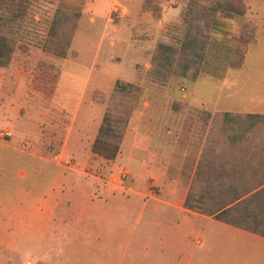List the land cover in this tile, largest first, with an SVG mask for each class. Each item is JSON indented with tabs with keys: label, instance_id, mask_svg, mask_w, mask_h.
<instances>
[{
	"label": "rangeland",
	"instance_id": "1",
	"mask_svg": "<svg viewBox=\"0 0 264 264\" xmlns=\"http://www.w3.org/2000/svg\"><path fill=\"white\" fill-rule=\"evenodd\" d=\"M18 1L26 2L27 17L10 63L15 67L0 70V76L3 72L5 80L23 77L29 88L24 96L34 103L27 101L24 107L32 116L19 121L23 131L14 114L4 113L6 105L0 104V264H127L122 234H108L105 219L101 232L97 228L96 179L122 190H113L115 194L127 195L131 191L123 187L129 181L145 189L143 183L153 172L159 173L161 164H136L137 152L134 163L124 167L92 164L97 155L103 157L92 150V143L104 116L112 112L121 118L118 124L124 134L118 155L121 148L129 150L142 116L144 125H154L156 115L178 114L174 123L179 131L171 135L190 141V146L185 168L179 164L173 171L181 178L179 188L186 187L194 173L192 184L215 123L206 113H264V0ZM59 11L79 14L65 55L45 48L49 35L55 32L58 37L53 24ZM213 19L217 22L212 28ZM196 20V26L210 35L197 79L154 76L152 59L158 45L179 46L189 23ZM66 31L61 36L70 34ZM115 79L137 88L128 96L116 95ZM5 88L8 95L17 89L9 84ZM44 112L50 119L43 117ZM7 124L13 128L12 139ZM69 129L85 134L83 162L90 164L75 162L80 157L77 151L59 156L57 149ZM24 131L31 136H23ZM223 145L217 150H229ZM194 155L195 163L199 156L197 164Z\"/></svg>",
	"mask_w": 264,
	"mask_h": 264
},
{
	"label": "crops",
	"instance_id": "2",
	"mask_svg": "<svg viewBox=\"0 0 264 264\" xmlns=\"http://www.w3.org/2000/svg\"><path fill=\"white\" fill-rule=\"evenodd\" d=\"M14 67L15 65L12 63L5 69L0 67V70L3 72L14 71ZM3 72L0 76V82L4 84L0 85V104L6 105L4 113L12 112L14 114L19 129L22 126L19 125V121H24V119H29L32 116V112H29L28 109L24 112V107L28 104L27 101H30L26 99L24 94L28 93L29 88L23 77L16 80L12 78V80H5ZM90 73L91 71L89 75ZM8 84L13 88L17 87L16 91H11L10 95L5 88ZM86 88L85 84L81 91L82 96L79 105ZM30 103L33 104L34 101H30ZM49 116L47 113H43L44 118ZM152 120L154 125H144V116L140 118L137 130L133 131L134 136L130 142L129 150L125 152L121 148L114 160L108 161L96 154L92 164L104 163L112 164L113 167H120L121 165L124 167L126 164L134 163L133 158L136 152L138 154L136 164H143L144 166L161 164L159 173L153 172L143 183L145 189L135 188L136 183L129 181L123 187V190L131 191V194L127 195L115 194L113 190H119L117 186L96 179L98 193L95 194L93 201L96 200L95 210L98 214L97 228L99 231L101 232L104 226L102 220L105 219L106 224H110L108 234L116 232L122 234L124 258L128 259L127 264H137V262L139 264H264L263 235L228 224L212 215H206L185 206L194 173L188 185L179 188L181 178L177 177V173L173 170L179 164L182 168L184 165L185 168V164L188 162L187 154L189 153L190 141L185 139L180 142L177 136L171 135L173 132L179 131V125L174 123L179 120L178 114L177 116L172 113L160 114ZM5 128L8 137L12 139V126L7 124ZM49 133L45 134V138H48L47 134ZM17 134L21 135L20 131H17ZM22 134L27 137L31 136L27 131ZM64 136L62 145L57 149V151L60 150L59 156L77 151L80 153V157L75 162L90 164V161L87 160L83 162L82 152L85 151V134L80 131L72 132V129H69ZM45 143L44 140L43 144L45 145ZM49 144L45 146L47 150L52 151ZM31 150L34 151L33 148ZM198 160L199 156L195 163L194 155L193 164H197ZM116 201L120 203H113ZM118 211L132 215L129 217L123 214L119 217ZM147 212L150 216L146 217ZM94 214L96 216L95 212ZM145 218H147L145 224L138 230L136 224ZM132 220L135 222L133 225L131 224ZM137 232L139 235L136 236ZM135 238L137 241L133 244ZM108 248H111L109 243Z\"/></svg>",
	"mask_w": 264,
	"mask_h": 264
},
{
	"label": "trees",
	"instance_id": "3",
	"mask_svg": "<svg viewBox=\"0 0 264 264\" xmlns=\"http://www.w3.org/2000/svg\"><path fill=\"white\" fill-rule=\"evenodd\" d=\"M25 6L24 1H0V67H8L11 63L17 38L27 17ZM72 13L58 12L53 24L58 37L55 32V35H49L46 49L54 47L53 51L58 54H66L79 17V14L72 16ZM197 22L189 23L179 46L158 45L152 59L151 73L154 76L163 80L172 76L192 81L197 79L199 65L210 41V35L204 34L196 26ZM216 22L215 19L211 23L212 28ZM67 28L70 34L61 36ZM63 44L65 47L61 48ZM58 47L63 52H58ZM136 88L135 84L118 79L113 90L116 95L128 96ZM206 114L207 119L215 122L209 133L212 142L208 141L198 163L185 206L264 236V113L222 111L216 116ZM120 119L107 112L100 134L92 143V150L106 159L115 158L119 151L124 134V127L118 124ZM219 145L227 146L229 150L218 151Z\"/></svg>",
	"mask_w": 264,
	"mask_h": 264
},
{
	"label": "built area",
	"instance_id": "4",
	"mask_svg": "<svg viewBox=\"0 0 264 264\" xmlns=\"http://www.w3.org/2000/svg\"><path fill=\"white\" fill-rule=\"evenodd\" d=\"M69 163H70V161H66V162H65V164H69Z\"/></svg>",
	"mask_w": 264,
	"mask_h": 264
}]
</instances>
